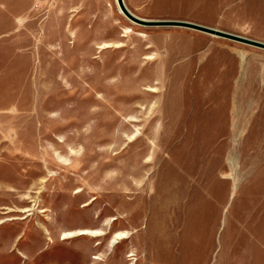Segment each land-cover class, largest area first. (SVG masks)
Listing matches in <instances>:
<instances>
[{
    "label": "rangeland",
    "instance_id": "rangeland-1",
    "mask_svg": "<svg viewBox=\"0 0 264 264\" xmlns=\"http://www.w3.org/2000/svg\"><path fill=\"white\" fill-rule=\"evenodd\" d=\"M264 43V0H123ZM264 264V49L116 0H0V264Z\"/></svg>",
    "mask_w": 264,
    "mask_h": 264
},
{
    "label": "water",
    "instance_id": "water-1",
    "mask_svg": "<svg viewBox=\"0 0 264 264\" xmlns=\"http://www.w3.org/2000/svg\"><path fill=\"white\" fill-rule=\"evenodd\" d=\"M118 7L120 8L121 12L125 15V17H127V19H129L130 21L139 24V25H143V26H181V27H186V28H190V29H194L197 31H201V32H205L208 34H212L215 36H219V37H223V38H227L233 41H237V42H241L247 45H251L254 47H258L261 49H264V43L261 42H257L254 40H250L247 38H243L240 36H236V35H232L229 33H225L219 30H215V29H211V28H207L204 26H200L197 24H193V23H189V22H182V21H148V20H143L140 19L134 15H132L131 13H129V11H127V9L125 8L124 4H123V0H116Z\"/></svg>",
    "mask_w": 264,
    "mask_h": 264
},
{
    "label": "crops",
    "instance_id": "crops-1",
    "mask_svg": "<svg viewBox=\"0 0 264 264\" xmlns=\"http://www.w3.org/2000/svg\"><path fill=\"white\" fill-rule=\"evenodd\" d=\"M242 264H244V263H242ZM257 264H261V263L259 262V263H257Z\"/></svg>",
    "mask_w": 264,
    "mask_h": 264
},
{
    "label": "bare ground",
    "instance_id": "bare-ground-1",
    "mask_svg": "<svg viewBox=\"0 0 264 264\" xmlns=\"http://www.w3.org/2000/svg\"><path fill=\"white\" fill-rule=\"evenodd\" d=\"M124 4V3H123ZM125 6V5H124ZM126 8V7H125ZM128 11V10H127ZM130 13V12H129ZM133 15V14H132Z\"/></svg>",
    "mask_w": 264,
    "mask_h": 264
}]
</instances>
